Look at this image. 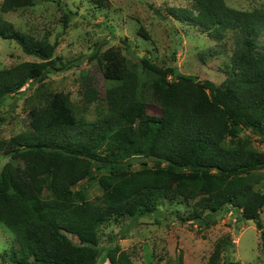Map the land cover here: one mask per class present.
I'll list each match as a JSON object with an SVG mask.
<instances>
[{"label":"trees","instance_id":"1","mask_svg":"<svg viewBox=\"0 0 264 264\" xmlns=\"http://www.w3.org/2000/svg\"><path fill=\"white\" fill-rule=\"evenodd\" d=\"M90 1L100 10L110 2ZM225 1L193 0L191 8H170L174 18L215 40L233 33L231 66L220 84L173 77L171 65L134 56L123 41L125 47L93 54L114 84L105 90L108 112L87 120L78 116L68 93L45 88L49 73L69 70L75 61L57 57L56 42L4 16L38 0H2L0 37L39 59L0 69V103L40 83L25 128L0 139V155L10 158L0 172V223L15 236L19 263L98 264L101 258L136 264L119 243L101 248L99 229L157 211L164 197L178 200L183 221L215 223L217 212L231 206L262 228L264 191L256 185L264 175V151L244 130L264 143V4L244 11ZM138 32L150 39L144 27ZM139 66L146 71L141 93ZM99 95L88 87L86 104ZM150 103L161 108L160 115L148 111ZM85 179L97 181L102 194L92 199L86 188L74 189ZM261 239L264 245V232ZM234 245L230 236L218 240L206 264H234Z\"/></svg>","mask_w":264,"mask_h":264},{"label":"rangeland","instance_id":"2","mask_svg":"<svg viewBox=\"0 0 264 264\" xmlns=\"http://www.w3.org/2000/svg\"><path fill=\"white\" fill-rule=\"evenodd\" d=\"M229 7L251 11L263 6V0H226ZM2 0H0V5ZM193 0H110L109 5L97 9L90 0H38L35 6L18 8L4 16L16 26L37 37L47 36L57 43L56 55L75 61L69 70L49 73L44 79L45 88L66 92L71 96L78 116L93 120L108 112L105 90L113 85L105 79L93 54L110 46L125 47L130 44L134 56H148L157 63L171 65L174 76H190L197 80H212L220 84L231 66L235 48L234 36L228 31L221 40L208 32L179 21L170 14V8H191ZM144 27L150 39L139 34ZM264 40V34L260 37ZM132 56V60H134ZM175 56V58H174ZM39 60L24 53L15 41L0 37V69L22 61ZM140 93L146 71L139 66ZM40 83L27 85L24 91L8 96L0 103V139L10 138L21 132L26 115L34 103L32 98ZM94 87L99 98L86 104L85 90ZM145 94V93H144ZM151 114L160 115L157 104H149ZM255 147L264 151L260 135L250 129ZM9 157L0 155V172ZM136 168H140L137 163ZM256 188L264 191V175ZM177 177L172 175L175 184ZM86 188L92 199L102 194L97 181L85 179L74 189ZM159 209L147 215L123 218L102 225L99 229L100 247L106 249L119 243L136 264H206L218 240L232 237L234 247L231 259L234 264H264V209L261 213L262 228L251 220L243 219L240 212L226 206L216 214V222L201 225L183 221V208L178 200L162 198ZM78 242L77 237H73ZM14 234L0 223V264H21L14 252L18 250ZM224 254L222 259L224 258ZM98 264H110L100 258Z\"/></svg>","mask_w":264,"mask_h":264}]
</instances>
